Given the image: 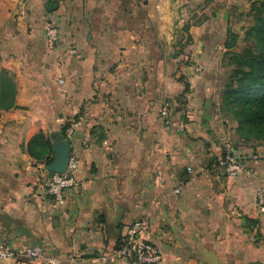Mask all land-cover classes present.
<instances>
[{
    "label": "crops",
    "instance_id": "crops-1",
    "mask_svg": "<svg viewBox=\"0 0 264 264\" xmlns=\"http://www.w3.org/2000/svg\"><path fill=\"white\" fill-rule=\"evenodd\" d=\"M214 2L0 0V77L15 83L0 104L2 243L40 246L42 262L113 259L147 219L159 264H264V143L239 139L222 109ZM57 141L80 160L64 205L46 187ZM227 153L242 173H222Z\"/></svg>",
    "mask_w": 264,
    "mask_h": 264
},
{
    "label": "trees",
    "instance_id": "trees-1",
    "mask_svg": "<svg viewBox=\"0 0 264 264\" xmlns=\"http://www.w3.org/2000/svg\"><path fill=\"white\" fill-rule=\"evenodd\" d=\"M252 10L255 12V22L251 32L257 48L245 49L233 59L220 102L227 117L236 122L234 129L239 139L264 143V0H255ZM235 44L236 39L227 36L225 47L231 49ZM14 101L15 83L4 70L0 77V104L2 108H10ZM72 122L65 125V135Z\"/></svg>",
    "mask_w": 264,
    "mask_h": 264
},
{
    "label": "built area",
    "instance_id": "built-area-1",
    "mask_svg": "<svg viewBox=\"0 0 264 264\" xmlns=\"http://www.w3.org/2000/svg\"><path fill=\"white\" fill-rule=\"evenodd\" d=\"M46 36L48 43L54 45L58 41V28L54 24L46 27ZM75 54V50H71ZM80 121H73L67 130V137H72ZM218 166L222 173L237 175L245 170L244 163L227 153L218 161ZM80 169V160L77 155L71 153L68 167L65 172H52L47 182V193L56 203L64 205L66 203V192L78 186V173ZM192 172V168H188ZM178 192V190H176ZM257 204L260 212L264 215V187L257 191ZM147 219L136 220L128 231L123 234L119 240L112 258L121 261L123 264H159L162 259V253L152 242L142 237V232L147 228ZM44 250L40 246L25 248L16 251L0 241V264H19L21 258L38 259L43 257ZM56 263V261H54Z\"/></svg>",
    "mask_w": 264,
    "mask_h": 264
},
{
    "label": "rangeland",
    "instance_id": "rangeland-1",
    "mask_svg": "<svg viewBox=\"0 0 264 264\" xmlns=\"http://www.w3.org/2000/svg\"><path fill=\"white\" fill-rule=\"evenodd\" d=\"M255 0H215L214 11L222 13L223 18L227 24V36L228 38H235L236 44L233 48L229 49L222 46L221 53V67L219 72L221 75V91L223 90L226 82L229 79L231 73L232 61L234 58L239 57L245 49L257 48L256 39L251 32L252 25L255 22V12L252 10V4ZM46 31V30H45ZM229 31L231 32L229 35ZM227 38V37H226ZM226 41V40H225ZM232 125H236L234 120H231ZM256 142V141H251ZM56 261V263H54ZM84 261V260H80ZM94 261L106 262L113 264H123L119 260L115 259H96ZM79 261L73 262V260H50L40 261L38 259H30L25 264H74Z\"/></svg>",
    "mask_w": 264,
    "mask_h": 264
},
{
    "label": "water",
    "instance_id": "water-1",
    "mask_svg": "<svg viewBox=\"0 0 264 264\" xmlns=\"http://www.w3.org/2000/svg\"><path fill=\"white\" fill-rule=\"evenodd\" d=\"M71 155V143L68 141L66 143L56 142L54 159L46 165V169L49 172L63 173L66 171ZM74 264H113L106 262H98L94 260H84L79 261Z\"/></svg>",
    "mask_w": 264,
    "mask_h": 264
}]
</instances>
